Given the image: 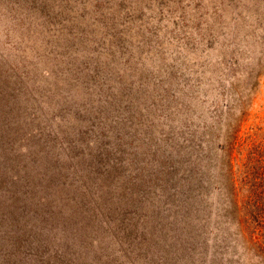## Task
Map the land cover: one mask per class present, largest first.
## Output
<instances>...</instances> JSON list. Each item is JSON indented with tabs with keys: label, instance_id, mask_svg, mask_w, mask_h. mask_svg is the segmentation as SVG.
Here are the masks:
<instances>
[{
	"label": "rangeland",
	"instance_id": "rangeland-1",
	"mask_svg": "<svg viewBox=\"0 0 264 264\" xmlns=\"http://www.w3.org/2000/svg\"><path fill=\"white\" fill-rule=\"evenodd\" d=\"M259 196L264 0H0V264H260Z\"/></svg>",
	"mask_w": 264,
	"mask_h": 264
},
{
	"label": "trees",
	"instance_id": "trees-1",
	"mask_svg": "<svg viewBox=\"0 0 264 264\" xmlns=\"http://www.w3.org/2000/svg\"><path fill=\"white\" fill-rule=\"evenodd\" d=\"M255 189V193H257L256 190H258V186L255 185L254 186ZM263 202H262V201ZM258 202L256 204H258L259 202H262L261 205H257L255 206V215H254V220L257 222V225L259 226V228H263V230H261V232L259 233V236L257 237L258 240L256 243H253V247H254V253L258 259V263L260 264H264V216H260V210L264 209L263 205H264V197H260L257 200ZM252 205H255V203H252ZM258 231V230H257Z\"/></svg>",
	"mask_w": 264,
	"mask_h": 264
}]
</instances>
